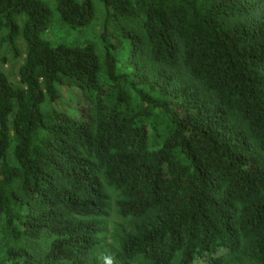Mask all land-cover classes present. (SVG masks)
<instances>
[{
  "label": "trees",
  "instance_id": "trees-1",
  "mask_svg": "<svg viewBox=\"0 0 264 264\" xmlns=\"http://www.w3.org/2000/svg\"><path fill=\"white\" fill-rule=\"evenodd\" d=\"M53 3L0 0L8 264H264V0ZM96 3L103 54L47 39ZM107 188L134 222L102 260Z\"/></svg>",
  "mask_w": 264,
  "mask_h": 264
},
{
  "label": "rangeland",
  "instance_id": "rangeland-1",
  "mask_svg": "<svg viewBox=\"0 0 264 264\" xmlns=\"http://www.w3.org/2000/svg\"><path fill=\"white\" fill-rule=\"evenodd\" d=\"M51 8L54 9L53 0H44ZM97 14L93 24L82 32H70L60 25L56 24L53 29L47 34V39L54 43L64 42L69 44L83 45L87 42H92L96 45L100 54L104 53V49L101 43V32L105 21V8L101 3H96ZM19 49L24 53L25 45L23 41L19 42ZM3 53L7 54L8 62L4 65L3 69L6 72L9 80L17 85L19 82V69L24 62V57L20 59H14L11 54L7 53V49L3 47ZM121 69H125L128 64V57L126 55H120ZM109 195L108 208L106 215L98 218V222L102 229L100 236V245L97 247L96 253L100 259L117 256L121 242L123 240V233L125 230H130L133 225V219H124L120 216L117 202L121 199L119 192L107 188ZM19 246L20 243H16L15 240L10 238L2 228L0 224V264H8L7 252L13 246Z\"/></svg>",
  "mask_w": 264,
  "mask_h": 264
}]
</instances>
